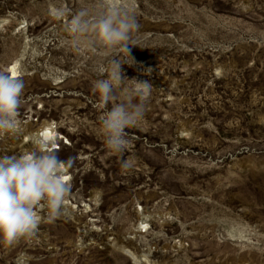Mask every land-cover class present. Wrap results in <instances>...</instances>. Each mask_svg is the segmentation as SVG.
I'll return each instance as SVG.
<instances>
[{
	"label": "rangeland",
	"instance_id": "1",
	"mask_svg": "<svg viewBox=\"0 0 264 264\" xmlns=\"http://www.w3.org/2000/svg\"><path fill=\"white\" fill-rule=\"evenodd\" d=\"M112 4L139 24L122 73L153 86L121 153L93 90L104 50L67 31ZM0 73L24 82L0 153L38 137L70 184L59 216L38 207L33 235L0 240V264H264V0H0Z\"/></svg>",
	"mask_w": 264,
	"mask_h": 264
},
{
	"label": "clouds",
	"instance_id": "2",
	"mask_svg": "<svg viewBox=\"0 0 264 264\" xmlns=\"http://www.w3.org/2000/svg\"><path fill=\"white\" fill-rule=\"evenodd\" d=\"M138 30L131 7L116 4L103 5L98 11L81 8L67 26L77 47L98 44L104 50L107 66L100 68L104 76L95 80L93 90L107 108L101 134L113 153L126 149L125 129L144 119L153 88L148 81L128 79L122 73V65L134 63L129 45L138 46L133 38ZM113 52L122 53L123 58L111 55ZM23 89L21 79L0 73V135L20 133L18 110ZM66 165L67 161L38 137L33 138L29 151L11 156L0 153V240L12 244L33 235L40 224L38 207L46 208L52 218L61 214L70 193Z\"/></svg>",
	"mask_w": 264,
	"mask_h": 264
}]
</instances>
